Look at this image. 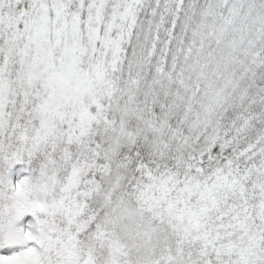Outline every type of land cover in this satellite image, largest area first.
Returning <instances> with one entry per match:
<instances>
[{"label":"snow or ice","instance_id":"obj_1","mask_svg":"<svg viewBox=\"0 0 264 264\" xmlns=\"http://www.w3.org/2000/svg\"><path fill=\"white\" fill-rule=\"evenodd\" d=\"M0 264H264V0H0Z\"/></svg>","mask_w":264,"mask_h":264}]
</instances>
